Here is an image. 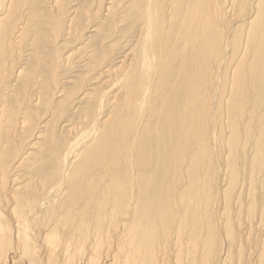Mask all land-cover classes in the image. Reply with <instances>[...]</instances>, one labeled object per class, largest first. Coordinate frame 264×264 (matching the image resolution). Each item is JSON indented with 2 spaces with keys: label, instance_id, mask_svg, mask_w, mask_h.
I'll return each mask as SVG.
<instances>
[{
  "label": "bare ground",
  "instance_id": "obj_1",
  "mask_svg": "<svg viewBox=\"0 0 264 264\" xmlns=\"http://www.w3.org/2000/svg\"><path fill=\"white\" fill-rule=\"evenodd\" d=\"M0 264H264V0H0Z\"/></svg>",
  "mask_w": 264,
  "mask_h": 264
}]
</instances>
